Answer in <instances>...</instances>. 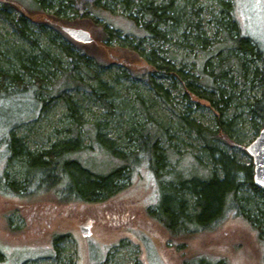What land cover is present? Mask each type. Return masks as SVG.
Masks as SVG:
<instances>
[{"label":"rangeland","instance_id":"rangeland-1","mask_svg":"<svg viewBox=\"0 0 264 264\" xmlns=\"http://www.w3.org/2000/svg\"><path fill=\"white\" fill-rule=\"evenodd\" d=\"M13 1L21 9L36 8L37 0ZM139 1L133 0L129 10H124L118 1L103 0L104 9L99 16L100 23L116 28L119 38L133 48L135 54L130 58L140 57L139 66H133L134 61L129 59L124 64L120 59L107 57L99 45L81 48L80 43L64 35L60 27L41 26L32 20L26 23V37H22L10 21L13 19L18 23L22 12L11 6L4 9L0 3V66L20 74L26 88L37 81L19 70L17 55L44 56L48 53L61 67L42 68L41 94L38 101H33L38 107L35 104L33 108L31 96L24 93L22 96L18 94L16 100L3 101L12 95L6 96L4 87L0 88V177L22 184L20 194L28 193V196H18L13 192L14 186L7 188L4 180L0 181V264H185L200 261L215 264L222 258L228 264H264V248L257 241L250 223L253 218H264V197L247 185L242 171L235 177L241 184L233 197L238 204L228 196L220 222L212 227L197 224L187 228L177 224L176 229L167 226L173 222L169 211L173 212L176 207L168 191L178 189L180 181H207L212 173L221 179L224 176L222 156L229 158L230 161L225 160L229 169L249 167L254 176L255 166L247 148L264 128L262 121L250 114V104L263 92L260 75L264 72V61L239 52L216 17L225 23L227 15L222 13L221 3H230L241 35L256 43L264 55V0H176L175 7L185 5L186 10L178 14V22L173 28L171 25L158 27L159 39L132 32L136 30L135 26L126 18L144 22L137 13ZM146 1L155 6L167 4V0ZM58 3L59 0H46L41 4L43 12L54 14ZM76 17L71 10H62L59 19L72 22ZM53 22L61 26L60 21ZM83 28L98 37L100 44L109 45L114 53L124 52L116 50L120 43L103 40L99 24ZM203 40L208 43H201ZM62 46L68 47L75 55L84 54L85 60H77L74 69ZM151 53L153 55L149 56ZM148 56L150 60L157 58L169 63L174 72L149 69V63L144 60ZM206 64L209 65L207 71L202 73ZM210 65L224 67L223 77L215 83L208 73ZM72 70V78L81 80L87 87L73 83L66 89V94L71 96L86 124L78 133L82 147L93 146V149L76 153L72 159L99 175H106L119 165L120 160L111 152L98 147L88 128L98 129L103 147L115 146L118 152L126 155L140 149L135 134L143 130L156 132L160 136L158 146L166 151L164 165L158 173L146 164V153L138 156L137 161H141L139 170L131 175L132 178L129 171L123 173L119 181L127 184L126 188L106 205L77 203V213L116 214L111 221L106 218L107 224L94 227L92 237H89L91 234H82L78 218H67L63 214L72 213V206L76 204L69 202L62 206L58 203L61 198H57L56 191L49 189L51 178L30 186L26 170L14 160H5L9 151L7 153L4 138L18 123L22 122L11 132L22 139L31 152L43 151L59 140L72 137L69 129L73 126L65 100L57 98L43 111L39 102L58 95L68 76L64 73ZM186 76L197 79L195 86L202 98L200 102L186 97V85L180 80ZM6 88L12 92L14 85L7 84ZM213 100L228 101L217 107ZM197 126L220 131V138L213 142V152L206 148L205 140L196 132ZM151 145L147 143V147ZM67 169L77 174V168L69 166ZM62 176L63 185L67 184L68 172ZM158 176H163L160 178L162 182L158 181ZM129 177L132 180L130 187ZM170 179H173V185L167 186L166 181ZM65 193L62 198L69 200L70 191ZM177 196L185 201L188 213L194 212L196 194L181 189ZM162 203L168 211L163 209L157 217H162L165 223L157 222L151 213L159 211ZM215 203L211 194L209 204L213 207ZM54 206L58 208L56 212L52 210ZM29 209L40 217V223L30 231L27 230L29 212L26 214Z\"/></svg>","mask_w":264,"mask_h":264},{"label":"trees","instance_id":"trees-1","mask_svg":"<svg viewBox=\"0 0 264 264\" xmlns=\"http://www.w3.org/2000/svg\"><path fill=\"white\" fill-rule=\"evenodd\" d=\"M46 0H40V1H32V3L36 6L35 9H26V7H23L22 9L14 3L13 0H0V3L3 4V8L6 9L7 7L11 6L13 8L18 9L22 12L19 22H15L13 19L10 20L13 26L16 28V30L19 32V34L22 37H26L25 35V28L26 23L28 20L34 21L36 24L41 26H50L53 28L60 27L62 29V33L65 35L64 27H74L78 29H84L83 27L89 28V26H96L99 24L100 33L103 35V40L106 42H118L120 43L118 47L116 48L119 50H123L124 52H118L114 53V50L111 49L109 45H103L99 43V38L96 36H93V42L91 44H78L81 48L84 47H97L98 45L101 47V51L104 52V54L108 57H111L113 60L120 59L123 61V63H127L128 59L131 61H134L133 66H139V58L131 59V55L135 54L132 52L133 48L130 47V45L126 44V41H122L118 36V30L116 28H109L108 26H105L104 24L99 22V16L103 13L104 6L102 5L103 0H59L58 3V9L55 11L54 14H45L43 12V8L41 4L45 2ZM66 1V2H65ZM118 1L124 10H129L130 6L133 5V0H114ZM180 1V0H179ZM176 0H167V4L165 6H155L151 2H147L146 0H140L137 4V13L141 14L142 19L144 22L138 21L136 18L128 17L126 18L128 21L131 22L135 26V31L132 32H139L143 34L150 35L154 38H160L161 32H159L157 29L158 27L162 26H170L173 28L177 22H178V14H183L186 10V6L182 5L180 7H175ZM222 13H225L226 16V22H222V18H217V23L222 28L223 31H226L228 33V36L231 40L234 41V46L236 49L239 50L244 56L245 55H251L256 57L257 59H261L262 62L264 61V55L259 49V46L252 42L251 39L247 36L241 35L240 29L236 27V20L233 17L234 9L230 5V3L222 2ZM36 10V11H34ZM62 10H71L73 13L77 15L76 19H74L72 22L65 21L59 19L60 13ZM32 11V13H30ZM43 15V16H42ZM60 21L61 26L57 23L54 24L53 21ZM86 24V25H83ZM96 24V25H95ZM65 25V26H64ZM20 26V28L18 27ZM64 26V27H63ZM61 29H58L61 31ZM87 30V29H85ZM233 31L235 33L233 34ZM92 34V33H91ZM196 38V37H195ZM102 39V38H101ZM198 43L200 42V37L197 38ZM197 41H195L197 43ZM201 43L207 44L208 41L203 40ZM63 52L68 57L71 64H73V68L76 69V61H82L85 60L84 54L75 55L68 47H64ZM126 48V50H125ZM19 54V53H18ZM119 55H122V57H119ZM143 55V53H142ZM153 55L151 53L149 56ZM16 57L18 63H19V70H22L23 74H28L29 76L33 77L34 80L37 82L32 84L31 87H23L22 85V79L20 77V74L17 72L6 68L3 69V66H0V88L4 87V93L5 95H12L10 98H7L8 100L3 101H12L18 99V94L22 96V94H26L28 96H31L29 99L38 101L39 94H41V86H42V80H44V73L42 72V68L49 69L50 66L57 67L60 69V65L57 62V60L50 56V54L45 53L44 56H37L35 54H30L28 56H22L21 54L17 55ZM145 57V62L149 63L148 68L149 69H162L166 72L173 71V66H171L169 63H165L164 60L160 59H154L150 60V57ZM130 62V61H129ZM209 64V63H207ZM204 65V68H202L201 72L206 73L207 67L209 65ZM211 66V65H210ZM143 67V65L141 66ZM144 68V67H143ZM224 68L222 65L217 66H211V70L209 73V76L211 80H213L212 83L217 82L220 77H223V73L225 71L222 69ZM19 72V71H18ZM73 72L64 73L68 76H66L65 83L63 84V88L59 89L58 95L49 97L47 100L39 101L40 104H42L41 111L45 110L47 106H49L51 103L54 102L55 99L61 98L64 99L65 102L68 105L69 111H70V120L72 123L73 128L69 129V131L72 133V137L70 139L66 140H59L58 142L53 143L51 146H49L47 149L40 151V152H31L25 144H23L22 139L17 138L13 132V128L18 127L21 125V123L16 124L12 127L9 134L7 133L5 136L4 142H6V151L9 155L5 158L7 161H16L19 165H21L26 170V176L27 181L30 182V186L42 184L45 181L48 180V178L52 179V184L49 189H53L57 193V198H61L58 203L62 206L67 205L70 203H80L82 205H101L105 204L107 202H111V200L116 197L117 194L124 191L127 184H123L119 180L122 179L124 176L123 173L125 171H129V176L132 178L133 173L136 170H139L140 162L137 161V157L142 155V153H146L147 160L146 164L148 166L153 167L155 172L158 173V170H160L163 167L164 157L166 155V151L160 149L158 146L157 140L160 138L158 136V133H151L146 132L143 130L140 134H135V138L140 142V149L138 152H133L131 155H126L124 153H120L117 151L115 146L111 147H103L101 144V135L98 131V129H92L88 128L89 135L93 138L94 142L97 143L99 148H104L111 152L110 154L116 157L118 160H120L119 165L115 167L110 173L106 175H99L91 172L89 169L84 167L82 164H80L78 161L72 159L73 156L78 153L82 152L84 150L88 151L90 149H93V146H83L81 145V138L79 136V129L85 128V122L79 113L77 105L73 102L71 96H68L66 94V89L69 86H72L74 83L75 85L82 86L84 88L87 87L85 83H83L81 80L78 81L77 79H73ZM144 72V70H143ZM174 72V71H173ZM216 72V74H214ZM220 72V74H217ZM147 73V72H145ZM176 73V72H175ZM22 74V75H23ZM260 79L262 81V85L264 86V72H262V75H260ZM180 80L186 85V97L189 99L194 98L197 102H200L202 98H200L198 95V91L196 89L195 83L197 81L196 78L186 76V77H180ZM216 80V81H215ZM7 84H13L14 88L12 92H8L6 85ZM9 93V94H8ZM2 94V93H1ZM222 95V94H221ZM4 96V95H2ZM223 99V95L221 96ZM11 99V100H10ZM224 100V99H223ZM226 101H216L215 105L218 107V104L221 103H227ZM35 102V101H34ZM32 107H38L37 102L34 103ZM209 102H212L210 100ZM36 104V106H35ZM250 114L256 119H259L262 121V127L264 128V88L263 92L260 98H255L254 102L250 104ZM218 122L221 124L222 120L221 117L218 116ZM196 132L205 140L206 142V148L209 149L211 152H213V142L215 139H219L220 131H211L207 128H204L202 126H197L195 128ZM226 130H229L226 128ZM154 134V135H152ZM147 143H152L151 147H147ZM229 160V158L222 156L221 164L224 168V176L220 179L217 177V174L212 173L211 178L207 181H199L197 179H192L191 181H180V187L172 188V191H168V194H170L173 198L174 203L176 204V207L173 212L169 213L172 215V224L168 225V227L176 228L177 224H183L187 226L192 225H200V227H209L213 226L214 224L220 222L222 220L224 213L222 212V208L224 203L228 202V196L232 197V201H234L236 204H238L235 199L233 198L238 193V188L240 187V182L235 180L236 174L240 171L244 172L246 175V183L251 188L254 189L256 192L260 193L264 197V191L259 189L255 183H254V176L251 172V168L249 167H239L234 164V162H229L232 165L236 166L234 169H229L228 166H226L227 162L225 160ZM230 161V160H229ZM74 167L77 168L75 173H72L68 171L67 167ZM142 167V166H141ZM144 167V166H143ZM145 168V167H144ZM241 168V169H240ZM68 172V183L63 185L62 178L64 174ZM132 175V176H131ZM170 175V174H169ZM66 176V175H65ZM129 177V187L131 184V178ZM163 177V176H161ZM160 176H158V181L162 182L163 179ZM4 182L5 186L7 188H11L14 186V194L24 197L28 196V193H21L20 194V188L23 187L22 184H16V182L11 181L9 182L8 179L0 177V181ZM174 179V178H173ZM173 179L166 181L167 186L173 185ZM154 182V178H151ZM162 184V183H161ZM166 185H164L165 187ZM163 188V187H162ZM167 188V187H166ZM181 189H187L191 193H194L197 195L196 203H195V209L194 212L188 213L186 211L185 207V201L177 196V192L179 193ZM69 190L70 196H68L69 200H66L62 197H65V192ZM164 193L167 194L166 190H164ZM213 195V198L216 200V203L213 207H211V204H209L210 196ZM166 201L164 200L163 203ZM159 205L158 213L156 210L151 211V213L154 214L155 220H160L159 222L163 221L162 217H157V214L162 213V210L166 209L168 211L167 207H164V205ZM238 207V205H237ZM240 209V206L238 207ZM150 213V214H151ZM220 214L222 215L221 217ZM167 221V220H166ZM165 223V221H163ZM209 223V224H208ZM251 226L254 227V233L255 237H257V241L262 245L264 248V218H253L250 220ZM255 225V226H254ZM184 226V227H185ZM190 228V227H189ZM177 229V228H176ZM264 257V256H263ZM185 264H209L205 261H200L197 263H185ZM213 264V263H212ZM215 264H228L227 260L225 258H222L221 260H216Z\"/></svg>","mask_w":264,"mask_h":264},{"label":"water","instance_id":"water-1","mask_svg":"<svg viewBox=\"0 0 264 264\" xmlns=\"http://www.w3.org/2000/svg\"><path fill=\"white\" fill-rule=\"evenodd\" d=\"M64 32L78 43L90 44L93 42V37L89 30L64 27ZM247 151L252 156L255 166L254 183L259 189L264 191V129L260 132L257 139L247 148ZM81 230L84 236L92 233L88 226H83Z\"/></svg>","mask_w":264,"mask_h":264},{"label":"flooded vegetation","instance_id":"flooded-vegetation-1","mask_svg":"<svg viewBox=\"0 0 264 264\" xmlns=\"http://www.w3.org/2000/svg\"><path fill=\"white\" fill-rule=\"evenodd\" d=\"M77 208H78L77 205H73L72 206V209H73L72 213L66 212L63 214H65V216L67 218H78L79 229H81V227H83V226H88L89 229L91 230L92 234H93L94 227L99 226L101 224H104V225L107 224L106 218H109L111 221V220H113L114 217H116V214L114 212L112 214L106 213L107 216H104L103 213L98 215L95 212L93 214H88V215H86L85 213H81V212L77 213V210H78ZM49 209L50 208H48L47 210H49ZM57 209L58 208L56 206L52 207V210L54 212H56ZM27 213L29 215V221H30L29 222V228L27 230L30 231L34 227H36L38 223H40L39 222L40 217L36 211L33 212V211H31V209L27 210L26 214ZM60 214H62V212ZM110 221H108V224L110 226H112L111 223H109ZM92 234L89 237H92L93 236Z\"/></svg>","mask_w":264,"mask_h":264},{"label":"bare ground","instance_id":"bare-ground-1","mask_svg":"<svg viewBox=\"0 0 264 264\" xmlns=\"http://www.w3.org/2000/svg\"><path fill=\"white\" fill-rule=\"evenodd\" d=\"M82 228V227H81ZM83 234V233H82ZM89 236V235H88Z\"/></svg>","mask_w":264,"mask_h":264}]
</instances>
